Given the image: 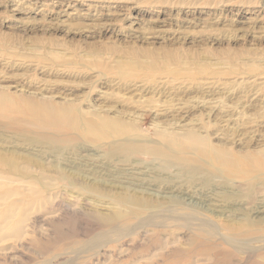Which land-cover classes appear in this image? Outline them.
<instances>
[{"label":"rangeland","instance_id":"1","mask_svg":"<svg viewBox=\"0 0 264 264\" xmlns=\"http://www.w3.org/2000/svg\"><path fill=\"white\" fill-rule=\"evenodd\" d=\"M138 87L165 94L140 99ZM143 100L190 113L186 121L158 118L139 112ZM30 105L48 107L53 122L60 109L123 119L150 142L161 135L176 139L195 133L209 146L264 150V0H0V153L17 151L16 166L44 177L52 195L50 211L34 214L39 218L29 228L31 239L0 244V264H53L54 254L96 238L101 217L118 208L115 202L143 216L181 208L200 212L219 228L249 225L257 242L252 248L258 249L249 250L248 242L200 239L167 222L157 229L145 226L139 239L135 232V247L126 257L118 262L120 250L109 251L105 264H264V213L256 218L246 210L253 205L246 203V183L215 174L204 183L189 181L177 164L162 169L142 156L126 160L95 147L84 152L78 149L84 144L65 150L58 147L71 146H48L26 130H3L6 119H26ZM22 147L53 150L36 156ZM83 160L103 163L116 174L126 170L133 181L158 189L154 196H133L110 182L136 186L105 182L99 168L81 170L77 164ZM171 188L208 193L212 205H188ZM260 196L263 191L253 199ZM227 208L237 210L226 218L222 210Z\"/></svg>","mask_w":264,"mask_h":264},{"label":"bare ground","instance_id":"2","mask_svg":"<svg viewBox=\"0 0 264 264\" xmlns=\"http://www.w3.org/2000/svg\"><path fill=\"white\" fill-rule=\"evenodd\" d=\"M140 89L141 88L136 90L138 91L136 95L141 96L140 99H143V97L148 94L159 96L163 95V93L165 94L163 89L160 88L151 89L149 87H144ZM210 95L214 97V94ZM167 97H169V95ZM142 102L144 103V107L140 109L139 112L151 113V115L154 114L158 118L172 117L176 120H185L187 114L190 113L189 111H184L181 112L183 114H180L176 109L173 111L170 106L164 107L160 102L159 104L155 102L153 105L150 102H145V100ZM205 105L203 107H205ZM27 111L28 117L26 119H6L7 124L6 126L3 125V130L6 131L7 127H11L14 132L18 133L20 130H26V132H29L27 133L29 136L33 135L30 138H38L41 142L43 140L48 146L49 144L56 145L57 143H66V146H71L58 147L65 148V150L73 149L77 145L84 144L83 147L78 148H82L84 152L90 149L92 150V148L95 147L104 149L108 153L118 155L126 160L131 157L142 156L150 161H158L162 169H167L170 165L177 164L183 168V177L189 181L194 180L196 182L201 180L204 183V181L207 182L209 177L214 174L231 180L242 181V183H246L250 189V194L247 197L249 201L246 203L250 205L253 204L246 210L250 211L256 218H258L261 213H264V197L260 196L258 199H253L254 193H260L261 191L264 193V150L235 152L229 148L209 146L207 144L205 145L203 142L201 143L200 137L195 133L185 134L176 139H174L173 136L172 139H168L166 135H161L158 139L151 140L152 142H150L146 135L137 132L139 131L138 126H128L127 122L123 119L115 120L107 117H100L98 115L87 117L83 113H74L71 115L70 112L60 109L57 113L59 120L55 121L57 122L55 123L51 118L48 107L37 108L30 105ZM109 111L112 112L111 109H109ZM218 116L221 119L226 117L225 114H220ZM61 131L65 133L62 132L59 134ZM260 137H262V135ZM255 141L252 139V142ZM85 145L87 147H84ZM22 148L25 149V151L33 150V147ZM8 149L9 148L6 149L8 156L5 152L0 153V244L8 240L21 243L27 238L31 239L32 237H30L29 234L31 230H29V228L31 227L32 229L35 221L39 218V215L36 217L34 214L45 212L46 210L47 212L50 211L49 205L51 204L50 198L52 197V195H50V197L48 196L50 184L47 183L46 179L40 176L32 177V175L27 172L29 170L27 167L16 166V161L14 160H17L16 156L21 155L18 154L17 151L10 152L11 149ZM51 150H53V147H40L39 151L42 154L36 151L30 152L36 156H44V154L47 155L48 151ZM82 162L83 163L80 162L77 164L80 166L81 170L87 173H95V168H99L100 171L97 173H100V176L103 177V180L105 179V182L110 180L118 183V185L129 184L130 186H136L130 189L131 187L117 186V184L112 185L109 181L111 187L115 186L129 190L134 193L133 196L138 193L154 196L151 192L158 189L156 185L146 184L140 182V180L133 181V177L130 176L126 170L116 174V171L112 169L109 170L103 163L94 164L92 162L89 163L87 160H83ZM73 164L74 163L69 165L75 167ZM104 170H106V172H104ZM180 177L181 176L177 177L176 180H179ZM31 178L35 179L30 180ZM39 184L44 189H47V191L40 189ZM170 190L171 192L177 191V193H182L185 196L184 200L189 202L188 205H197L202 209L206 208L208 205H212L208 193L205 195L196 194V192L177 188H171ZM115 203L118 208L114 210V213L101 217L99 223L101 230L95 232L97 233L96 238L76 241L73 245L66 247L63 252L54 254L51 258V263L101 264L102 260V264H105L109 251L114 253L117 250L120 251L116 261L120 262L126 257L128 250L131 247H135L133 244L135 238H138L143 232H147L144 229L145 226L150 225L154 229H157L167 222L188 228L194 234H199L200 236H198V238L200 239L216 237L225 243L248 242L249 250L254 251V249L256 250L257 248H252V245H254L252 242L256 241L252 236V227L249 225L247 228L245 226H239L236 229L219 228L200 212L181 208L168 209L143 216L132 207L120 205L119 202ZM237 204V207L243 205L241 203ZM234 210L237 209L227 208L222 210V212L227 218L230 217L229 214L231 212L234 213ZM254 223L250 220V224L254 225ZM135 232L137 233V237L133 238L132 235ZM247 236H249L250 239H248ZM109 264H112L111 261Z\"/></svg>","mask_w":264,"mask_h":264}]
</instances>
